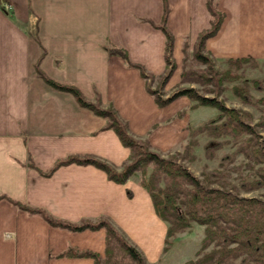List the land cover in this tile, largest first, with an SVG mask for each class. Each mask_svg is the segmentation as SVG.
Segmentation results:
<instances>
[{
    "label": "crops",
    "instance_id": "crops-1",
    "mask_svg": "<svg viewBox=\"0 0 264 264\" xmlns=\"http://www.w3.org/2000/svg\"><path fill=\"white\" fill-rule=\"evenodd\" d=\"M207 1L168 0L175 81L185 41L189 39L194 50L201 33L211 28ZM218 7L226 18L207 41V50L219 62L263 61L264 0H218ZM163 16V0H0V198L75 224L107 218L149 264H159L164 256L168 225L136 181L118 185L93 166L62 167L50 177L40 174L70 156L95 157L121 169L131 152L105 129L104 119L37 77L41 47L32 33L38 21L47 53L41 68L49 78L78 87L91 101L99 94L104 105L114 104L133 134H150L153 147L167 153L188 137L189 115L182 120L176 116L189 108V100L160 109L139 71L106 49L125 48L132 61L163 74L166 37L149 23L160 25ZM29 157L39 171L28 168ZM69 248L105 257L106 231L55 229L0 200V264H95L92 259L59 258Z\"/></svg>",
    "mask_w": 264,
    "mask_h": 264
},
{
    "label": "trees",
    "instance_id": "trees-1",
    "mask_svg": "<svg viewBox=\"0 0 264 264\" xmlns=\"http://www.w3.org/2000/svg\"><path fill=\"white\" fill-rule=\"evenodd\" d=\"M164 2V16L160 25L149 23L160 30L166 37L165 63L167 75L163 84L166 85L176 70L174 60L175 37L167 26L172 8L168 0ZM207 7L212 17L211 28L199 36L197 45L192 52L194 63L204 66L207 70L203 73L189 70L187 63L191 55L189 39L184 45V70L182 83L198 85L208 89L206 93L217 95L231 89L232 95L241 104L255 109L264 107V98L255 100L252 90L264 93V83L248 81L244 78L246 68L259 66L263 61L254 58H238L218 61L207 50V41L218 34L226 15L219 10L218 0H208ZM33 38L41 47V57L35 66L37 77L56 91L72 95L81 108L90 111L94 116L106 121V130L113 131L120 139L122 145L131 151L128 162L121 170L109 162L95 157L70 156L58 161L48 173L39 171L32 157H29L28 168L38 170L41 175L50 177L58 169L71 165L93 166L103 171L110 181L125 185L129 181H136L147 192L152 200L157 216L168 225L166 247L168 252L176 235L191 231L194 225L204 227V238L196 260L186 264H264V201L258 198H245L240 191L228 182L232 171L225 169V174L214 172L197 178L190 172L186 163L196 160L194 149L198 147L197 136L207 135L211 138L206 146V153L222 149L225 145L236 146L235 157L242 155L250 164L260 167L264 165V144L261 143L259 129L264 132V122L257 127L250 125L251 116L241 110L226 108L224 103L217 99L206 98L194 89L182 90L170 97L163 99L162 95L153 91L148 81L157 76L147 71L142 64L131 60L125 48L114 45L106 49L112 56L124 60L126 67L136 69L146 82V91L154 97L159 108H166L181 97H188L194 106L214 108L220 115L211 123L193 130L189 127L191 140L184 147L183 155L164 158L154 152L149 141H140L130 131L127 121L122 119L113 103L103 104L97 94L95 101L86 99L84 93L76 86L66 85L49 78L42 70L41 65L47 53L39 39V22L34 26ZM216 62L223 63L225 70H218ZM261 107V108H260ZM264 109V108H263ZM264 121V110H261ZM183 114H180L181 118ZM258 129V130H257ZM221 140H223L221 142ZM235 157H227L233 163ZM255 166V165H254ZM237 169V168H236ZM256 178H248L240 183L244 192L251 193L264 189V168L256 172ZM129 195H131L129 193ZM7 200L19 210L30 216L42 218L51 227L66 230L72 233L85 231H106V253L102 257L98 253L69 248L59 258L92 259L95 264H147L143 253L132 245L124 234L107 218L97 221L84 220L80 223H71L57 219L47 211L33 208L16 202L8 197Z\"/></svg>",
    "mask_w": 264,
    "mask_h": 264
},
{
    "label": "rangeland",
    "instance_id": "rangeland-1",
    "mask_svg": "<svg viewBox=\"0 0 264 264\" xmlns=\"http://www.w3.org/2000/svg\"><path fill=\"white\" fill-rule=\"evenodd\" d=\"M190 51H191V55L189 56V59H188L187 68L189 70L197 71L200 73L205 72L207 70L206 67L200 66L193 62L192 52L194 50L191 49ZM183 65H184V59L182 63V69L180 71V78L178 81H175L173 79L175 72L177 70V67H176L175 72L173 73L172 77L168 80L166 85L163 84L164 78L167 75V68H166L163 74L161 75L155 74L157 78L151 81H148L150 88L153 91L158 92V94L162 95L163 99L170 97L182 90L194 89L201 96H204L206 98H211V99L215 98L219 102L224 103L226 108L241 110L244 113H249L251 116L250 125L252 127H257L258 124H260L261 122H264L262 121L263 117L261 113V110H264L263 109L264 107H262V109L260 110V109H255V108L248 107V106L241 104L232 95L230 91L231 89H228L226 92L217 95V93H213V94L206 93L208 92L207 91L208 89L200 87L198 85L183 84L182 83V73L184 70ZM216 67L218 70L226 69L225 65L219 62H216ZM244 78L248 81L255 80V81H260L264 83V63L263 64L261 63L257 67L250 66L246 68ZM251 95L255 100H261L264 98V93H261L255 90H252ZM183 98H186L187 100H189L190 102L189 108L179 112L176 116V119H179V120H182L184 118L187 119V116L189 115L190 120L187 123V126L185 128V132H187L188 137L183 143L177 145L176 147H174V149H171V151L167 153H161L160 151H157V149H155L151 143L150 134L148 136H143V137L137 136L133 134L131 127H130V131L132 132L135 138H137L140 141H149L153 148L152 150L164 158H168L173 155L174 157L183 155L184 147L191 140L189 127L193 130H196L199 127H202L206 124L211 123L220 115V111L214 108L199 107L195 110H191V108L194 106V103L188 97H181L178 100L183 99ZM183 113L184 115L180 118L179 115ZM156 128L157 127H154V129ZM258 131L260 132V136L262 137L261 143L264 144V132L260 129ZM196 139L198 140V147L194 149V155L196 157V160L192 163L185 164V166L188 167V169L190 170L191 173H193L194 176H196L197 178H202L203 175H209L214 172L225 174L224 171L226 168L229 171L235 170L232 172L231 176L228 178V182L231 183L233 186H235L240 191L239 193L241 194V196L245 198H258L264 201V189L254 191L251 193H247V192L242 191L243 188L240 183L241 180H244L247 178L250 181L254 180L256 178L255 177L256 172L259 169L264 168V165L263 167H260L256 164H254L255 166L253 164H250V167H249V162L245 159V157H243L242 155H238L235 157L234 154L237 150V147L232 146L231 144L225 145L222 149L213 151L211 154L207 155L206 146L210 143L211 138H209L207 135L200 134L199 136H197ZM222 141L223 140H221V142ZM229 156L235 157L233 163H229L226 160V158ZM203 238H204V227L199 226V225H194L190 232L187 231L185 233L176 235L175 238L171 240L172 245L170 249L168 250V252L166 253L164 252V256L162 257L159 264H186L190 260H196V254L200 250V246H201V242ZM165 247H166V244H165ZM147 264L149 263L147 262Z\"/></svg>",
    "mask_w": 264,
    "mask_h": 264
}]
</instances>
